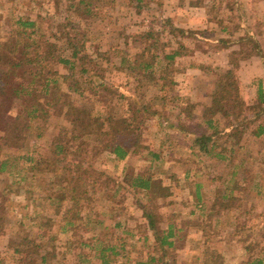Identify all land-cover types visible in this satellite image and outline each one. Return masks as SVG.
Segmentation results:
<instances>
[{"label":"rangeland","instance_id":"rangeland-1","mask_svg":"<svg viewBox=\"0 0 264 264\" xmlns=\"http://www.w3.org/2000/svg\"><path fill=\"white\" fill-rule=\"evenodd\" d=\"M86 1L91 3L93 15L82 14L79 9L87 4L80 5V0H0V41L15 37L18 18L35 20L33 39L39 48L37 53L49 58L45 60L49 62L44 72L47 75L55 71L60 75L72 73L50 56L63 52L67 57L71 51L69 44L77 43L83 58L77 61L73 73L84 94L70 92L71 99L95 111L110 108L117 119L116 129L122 133L118 142L128 147L130 154L118 159L103 152L93 158L92 145L97 138H90L81 150H78L81 140L76 139L72 140L67 159L60 162L58 171L34 175L33 163L13 157L29 155L35 160L45 155L52 157V141L69 123L54 107L49 108L45 117L32 119L23 148L5 147L0 154V162L12 157L7 170L0 172V264H104L102 255L110 264H149V255L156 252L154 235L146 227L135 190L123 181L125 173L150 169L149 151L161 154L164 159L154 163L153 173L173 187L170 197L158 202V234L166 232L172 223L183 227L179 238H175L177 247L170 251L174 255L169 258L170 263L204 264L209 255L218 262L208 260L207 264H248L264 259L263 142L248 134L244 136L241 144L246 145V153L242 150L233 155L238 165L235 168L231 162L195 156L183 135L171 127H194L200 123L207 108L213 105L218 81L228 66L242 63V67L252 54L264 52L263 47L257 48L260 43L264 45L262 34L257 43L249 37L240 43L241 48L234 46L233 50L217 55L226 46L219 41L221 22L237 35L243 33L239 27L244 24L253 31H264L260 0H151L142 8L130 0ZM166 19L187 34H174L164 22ZM49 50L53 52L48 53ZM173 52H179L174 60L165 58ZM149 58L155 60L153 73L136 67L137 59ZM83 68L88 72L82 73ZM27 69L38 71L36 65L24 66ZM235 76L236 94L243 100L237 69ZM28 79L30 76L20 69L16 82L25 85ZM59 81L61 89L66 90L70 80ZM104 85L111 91H104ZM151 100H155L153 109L161 112L159 119L138 108L141 102ZM136 109L140 111L136 113ZM20 110V100L0 101V139L5 135L7 123L14 121ZM125 122L139 126L135 132L141 137L138 151L129 142L133 135L126 132ZM82 160L103 173L100 176L103 182L93 194L94 200L81 207L83 216L76 228L63 230L62 213L71 204L64 202L61 214H57L55 204L45 197L51 189H58L60 175L66 173L61 167ZM187 169H191L188 178ZM249 176L254 177L251 188V184L242 183ZM198 180L202 183L206 211L190 194L189 182L195 185ZM115 181L124 186L117 194ZM226 183L235 190L230 189L228 197H220L216 203L217 189ZM148 233L150 241L142 238ZM247 244L253 246L249 251L245 249ZM42 256H46L45 262Z\"/></svg>","mask_w":264,"mask_h":264},{"label":"trees","instance_id":"trees-1","mask_svg":"<svg viewBox=\"0 0 264 264\" xmlns=\"http://www.w3.org/2000/svg\"><path fill=\"white\" fill-rule=\"evenodd\" d=\"M130 1L136 2L135 6L137 8H142L144 3L149 4L151 0ZM82 4H87L79 9L82 10L84 16L94 14L89 5L91 4L90 2L80 0V5ZM164 22L170 25L174 34L177 32L182 35L187 34L185 29L175 26L171 19H166ZM16 25L15 37L0 41V81H4L3 84H1L2 82L0 83V101L3 99L20 100V104L22 105V110L20 111L22 112H20L14 121L7 123L5 135L0 139V154L5 147L13 148L16 146L18 150L22 149L25 134L32 126L31 120L45 117V114L49 112V108L54 107V109L58 108L59 113L63 114L64 119L69 125H66V128L63 129L64 133L61 131L59 136L52 141L53 156L47 157L45 155L38 160H35L29 155L13 157L14 160L21 158L33 163L31 170L34 172V175L58 171L60 162L67 159L72 140L76 139L81 140L78 144V150H81L85 145L89 144L90 138H97V142L92 145L93 158L103 152H109L114 154L118 159H125L130 154V151L128 147L118 142V138L122 133L116 129L115 123H117V119L111 114V109L108 108L109 111H95L94 108L88 109L79 106L71 99L72 92H80L81 95L84 94V89L81 90V83L74 79L75 75L73 73L77 61L83 58L81 57L82 49L77 46V43L71 42L69 44L71 48L69 55L71 54V56L68 55L69 57H66L63 52L57 56H50L51 60H55L57 64H62L70 72L72 71L70 75H60L57 71L51 75H47L44 72L49 66V62L47 63L45 60L48 61L49 58L45 56L41 57L37 53L39 48L35 44V39H33V34L36 33L35 28L37 22L35 20L18 18ZM190 36L194 37V34L190 33ZM219 41L223 43L227 42L224 39H220ZM28 49H32V51L27 52ZM52 52V50L48 51V53ZM178 54L179 52H173L172 54L166 55L165 58L171 61ZM140 57L143 58L144 54ZM152 57H156V55ZM137 61L136 67L145 69V71L152 70V73L154 72L155 60L152 58L145 61ZM31 65H36L38 71L24 70V66ZM237 66L238 63L234 65L233 69H228L219 79L216 92L213 96V105L207 108L205 118L200 123L194 127L171 125L175 131L183 135L188 142V148L195 156L214 157L226 163L231 162V166L235 168L238 165H236V160H234L233 155L235 153H241L242 150H244V154L246 153V145L241 144V139L244 136L248 134L250 137L264 144V93L260 87L258 101L252 104L238 99L236 94L238 81L235 76V68ZM200 67L202 66L200 65ZM20 69L30 76V79H28L25 85L16 82ZM81 72L86 73L88 70L83 68ZM60 78L63 79V82L70 80L66 90L61 89ZM162 78L165 79L164 76ZM150 79H153L152 75H150ZM86 82L88 80L83 81L85 84ZM103 84L101 83L100 85L103 86ZM164 87L165 85L162 89ZM38 89H40V93L37 92ZM105 90L111 91V88L105 86ZM41 98H43V101H41ZM154 101L141 102L138 108L145 114L159 119L161 112L156 108L153 109ZM139 109H136V113L140 111ZM125 124L128 123L125 122ZM125 128L127 130L126 132H130L133 135L132 138L127 133L129 142L138 151L141 147V137L140 135H135V132L138 131L139 126L133 123L132 125L128 124ZM67 131L68 133H65ZM67 135H69V138H66ZM149 152L151 155L150 169L147 171H138L136 174L125 173L123 181L135 190L136 201L142 208L143 218L146 220V227L154 235L156 252L159 254L155 252L149 255V264H175L169 261V258L174 256L171 255L172 253L170 251H173L177 247L175 238H179V235L183 232V227L172 223L166 232H163L161 235L158 234L157 222L160 219L158 202L162 198L170 197L173 193V187L153 173L152 168L154 167V163L156 161L163 162L162 155L152 151ZM11 158L9 157L0 162V172L7 170V164ZM73 162L78 163H69L61 167L66 173L60 175L58 189L56 190V188H53V184H50L53 189L47 194L46 199L44 198L45 200L51 201L52 204H55L57 214H61L64 202L68 201L71 204L62 213L63 223L61 228L63 230H73L76 228L77 221L82 220L83 215L80 214V210L83 208L82 206L86 202L90 203L94 200L93 194L103 182V180L100 181V176L103 173L91 165V163L85 164V160ZM190 171L191 169H187V178L189 177ZM231 173L234 174L235 171L233 170ZM197 175L199 176L200 172H197ZM253 179V176H249L247 179L244 178L242 183L250 185ZM231 180L229 179L227 183L230 184ZM191 182H189V187H191L190 194L195 198L198 206L199 204L204 206H199L204 211L206 209V200L205 195L202 193V183L198 180L195 181V185H191ZM227 183L220 189H217L219 197L216 199V203H218L220 197H228L229 192L235 190V187H231ZM115 185H117L115 194L124 188L123 184L119 181H115ZM146 240L148 239L146 238ZM252 248L253 246L251 245H245L247 251ZM112 249L114 250L115 247ZM114 252L116 253V251ZM102 253H104L103 250ZM102 258L104 264H110L104 255H102ZM208 260L214 261L213 255H209L204 260V264H207ZM42 261H46V256H42ZM214 262L217 263L218 261ZM248 264H264V259H256L251 263L248 262Z\"/></svg>","mask_w":264,"mask_h":264},{"label":"crops","instance_id":"crops-1","mask_svg":"<svg viewBox=\"0 0 264 264\" xmlns=\"http://www.w3.org/2000/svg\"><path fill=\"white\" fill-rule=\"evenodd\" d=\"M260 6H261L260 10L263 12L264 11V0H260ZM221 23H222V26H221L222 34L220 35V39H224L227 42H226V46L219 49V52L217 53V55L223 54L225 52L227 53L229 52L230 49L233 50L234 46L236 47L239 46L241 48L240 43H243V41H248L249 37H252L255 40L254 42L257 43V39L261 38L260 35L264 34V31H259V32L253 31L250 29L249 27L250 25L246 26L244 24L239 27L243 31V33H240V35H237L235 32L231 33V31H229L228 29V26L224 25L223 22ZM256 33L259 35L258 37ZM259 47L264 48V45L260 43V45H258L257 48ZM258 52L260 53L252 54V56H250V60L249 61L247 60V62H245L242 67H240L242 63L241 64L239 63L240 65L238 64L237 68H235L237 69V72H239L240 74V78H239L240 79L239 89L241 93L240 95L242 96L243 100L249 104H252L258 101L260 87L264 93V52H262L261 50ZM254 61H256V64L255 63L253 64ZM233 68H234V65L232 64L228 66L227 70L233 69ZM186 175H187V172H186ZM199 206L204 207L202 206V204H199ZM218 222L219 220L215 221L214 225H217L216 223ZM142 238L144 240H146V238L149 241L151 240L149 233L147 236H144ZM142 264H148V263H142Z\"/></svg>","mask_w":264,"mask_h":264}]
</instances>
